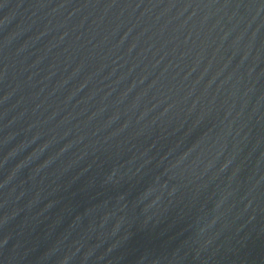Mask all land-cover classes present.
<instances>
[{
  "label": "water",
  "instance_id": "obj_1",
  "mask_svg": "<svg viewBox=\"0 0 264 264\" xmlns=\"http://www.w3.org/2000/svg\"><path fill=\"white\" fill-rule=\"evenodd\" d=\"M0 264H264V0H0Z\"/></svg>",
  "mask_w": 264,
  "mask_h": 264
}]
</instances>
